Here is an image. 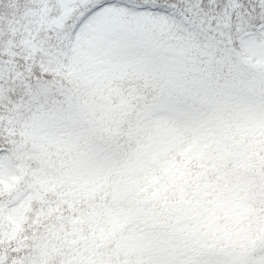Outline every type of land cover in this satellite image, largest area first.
Listing matches in <instances>:
<instances>
[{"label": "snow or ice", "instance_id": "snow-or-ice-1", "mask_svg": "<svg viewBox=\"0 0 264 264\" xmlns=\"http://www.w3.org/2000/svg\"><path fill=\"white\" fill-rule=\"evenodd\" d=\"M17 7L18 18H0V172L15 171L30 144L52 143L103 179L175 139L207 136L225 113L264 110V0ZM14 243L0 234V264H37L38 249ZM167 264H264V228Z\"/></svg>", "mask_w": 264, "mask_h": 264}, {"label": "trees", "instance_id": "trees-1", "mask_svg": "<svg viewBox=\"0 0 264 264\" xmlns=\"http://www.w3.org/2000/svg\"><path fill=\"white\" fill-rule=\"evenodd\" d=\"M23 3L0 0V18H18L17 6ZM262 113L256 109L225 113L207 136L182 137L181 147L156 155L161 160L143 181L149 202L132 215L133 220L150 225L144 238L148 252L160 253L164 247L176 251L179 241L189 237L191 247L218 248L234 242L236 234L244 238L264 228V128L246 125ZM28 148L15 171L0 172L7 184L5 189L0 183V209L7 206L19 214L16 225L5 221L6 212L0 215L5 244L14 240L16 251L38 249L37 264H101L111 242H96L87 219L110 212L111 195L82 196L92 177L66 164L55 144L43 150L33 144ZM45 153L51 155L42 163ZM203 193L215 196L207 200ZM199 206L205 207L203 221L194 224L189 213ZM191 226L196 228L188 230ZM169 233L173 239L165 243Z\"/></svg>", "mask_w": 264, "mask_h": 264}, {"label": "rangeland", "instance_id": "rangeland-1", "mask_svg": "<svg viewBox=\"0 0 264 264\" xmlns=\"http://www.w3.org/2000/svg\"><path fill=\"white\" fill-rule=\"evenodd\" d=\"M263 115L262 113L261 117ZM262 125L263 123L260 122V126ZM181 139L179 140L178 138L171 141L163 151L158 152L156 155H162L164 152L168 153L172 149L181 147ZM156 155L147 160L137 162L134 167L103 179L90 175L92 182L83 188L82 196L89 197V199L106 193L111 195L110 212H97L87 219L88 230L98 241L102 243L111 242V246L101 257V264H167L171 257H178L192 246L193 239H190L189 242V237L179 241L176 251L173 249L166 251L164 247L160 250V253H150L146 250L144 240L150 225L142 221L136 222L130 216L132 212L142 209L141 204L143 202H149V195L140 192L144 190L143 180L148 173L155 170L154 164L158 165L161 160V157ZM118 178L121 179L118 181ZM0 183L7 189V184L4 177L1 178V173ZM218 193L222 192L219 191ZM203 195L207 197V200H210L215 196V193H203ZM220 211L222 215H225L222 210ZM204 212L205 207L203 206L191 210L189 214L194 215V224L197 221H203L201 216ZM4 219L8 223L16 225L19 214L16 209H13L6 212ZM195 228V226H191L188 227V230H194ZM170 238L173 239L171 233L168 234V239L165 243ZM239 239H243V236H238L237 234L233 236L234 241H239ZM162 251L165 252V256Z\"/></svg>", "mask_w": 264, "mask_h": 264}]
</instances>
